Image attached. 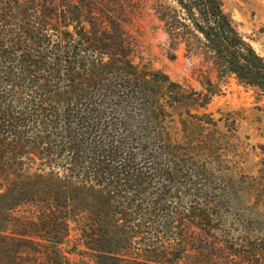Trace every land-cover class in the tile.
I'll use <instances>...</instances> for the list:
<instances>
[{"label":"trees","instance_id":"16d2710c","mask_svg":"<svg viewBox=\"0 0 264 264\" xmlns=\"http://www.w3.org/2000/svg\"><path fill=\"white\" fill-rule=\"evenodd\" d=\"M152 9L170 59L212 67L202 90L136 64L120 23L82 4L0 0V264H71L59 246L75 213L97 264H179L204 248L211 264H264V161L236 181L221 128L238 120L197 112L231 80L264 98V54L225 0Z\"/></svg>","mask_w":264,"mask_h":264},{"label":"rangeland","instance_id":"374dc122","mask_svg":"<svg viewBox=\"0 0 264 264\" xmlns=\"http://www.w3.org/2000/svg\"><path fill=\"white\" fill-rule=\"evenodd\" d=\"M70 1L82 4L89 18H97L105 25L111 21L120 23L136 64L161 71L172 80L197 91L202 90L207 79H214L212 67L199 57H186L182 50H178L174 59L169 58L166 36L152 9L155 0ZM225 4L232 13L239 32L258 52L264 54V0H225ZM197 112L212 113L216 119L221 116L227 118V114L232 113L238 120V131L232 133L228 124L221 129L229 137L224 147L230 159L238 158L237 155L242 158L236 181L241 175L255 176L258 164L264 161V98L246 91L231 80L221 85V92L212 98L206 110ZM236 185L238 186V182ZM181 195L180 192L177 193L176 199ZM75 214L70 238L59 249L71 264H97L99 253L89 249L83 238V231L88 228V220L85 219L87 214ZM188 230L195 231L193 228ZM189 242L194 245L192 248L200 246L203 249L197 240ZM203 251L200 255L191 249L179 264H200V261L211 264L209 250L204 248Z\"/></svg>","mask_w":264,"mask_h":264}]
</instances>
